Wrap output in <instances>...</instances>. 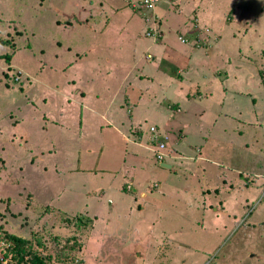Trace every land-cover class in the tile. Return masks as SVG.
I'll return each mask as SVG.
<instances>
[{
	"label": "rangeland",
	"instance_id": "1",
	"mask_svg": "<svg viewBox=\"0 0 264 264\" xmlns=\"http://www.w3.org/2000/svg\"><path fill=\"white\" fill-rule=\"evenodd\" d=\"M0 1V263L15 233L54 264H264V0H213L207 50L181 30L186 9L163 8L154 40L137 1ZM151 126L167 155L205 145L206 160L163 167ZM134 177L142 189L123 191ZM174 179L213 189L201 224Z\"/></svg>",
	"mask_w": 264,
	"mask_h": 264
},
{
	"label": "crops",
	"instance_id": "2",
	"mask_svg": "<svg viewBox=\"0 0 264 264\" xmlns=\"http://www.w3.org/2000/svg\"><path fill=\"white\" fill-rule=\"evenodd\" d=\"M129 1H139V0H129ZM212 1L213 0H173L170 3H169V1H167L165 3L167 6L165 5L166 7L163 6L162 8H157V12L160 15V20L164 21V20H166L165 18H167V16L169 15V12L166 11L167 9H170V8L173 9V8H175L177 11L179 10V12H182L184 9L188 10L189 13H190V16H188L187 21L190 24L188 25L187 23H184L182 25L183 28H181V30L182 31H185L186 33H189L187 35H188V38L191 39V41H193V39H194V40H199L201 42L202 40L204 41V39L201 40V37H200L201 34H198V32H193L192 34H190V32H192V30H193V23H194L193 22V19L194 18L200 19V21H202L203 24H204V18H207V21L209 22L208 17H206V16H208V14H205V10H207L209 12L208 9H210V6L212 4ZM132 4L133 3H131V5ZM163 8H166V10H164ZM128 16H129V19H130V17L133 18L135 16H138V14H135V16H133L129 12V15ZM229 21H230V19H229ZM199 32H203V31H199ZM212 36H213V39L212 40H214V42H219V36H218L217 32H214ZM206 43H209L210 44V48H207V49H212V47H215V43H213V45L210 42H206ZM251 46L252 45H250V47ZM253 49H254V46H252L251 50L253 51ZM239 51L241 52V48L240 47H239ZM186 52H188L189 56L192 55V50L190 48H186ZM206 54H208V52ZM194 58H195V61H198L199 62V64H201L203 62V60H204L202 58V55H195ZM220 73H222V71H220ZM151 82H152V80H151ZM198 94H199L198 97H201L202 96L201 93L198 92ZM60 95L63 98H66V96L64 94H62V92L60 93ZM72 103H75L76 105L81 106V109H79V110L82 112L83 104H80L78 102H72ZM173 105L176 106V104H173ZM107 110L108 109L106 108L104 110V114H103V116L107 118L106 119L107 120L106 122H111L112 124H115V121H114L115 117L112 116V115L109 116V114H108L109 112H107ZM178 110L179 109L176 108V112ZM81 119H82V116H80V120ZM108 120H110V121H108ZM121 124H123V123H121ZM121 124H120V126H121ZM118 132H120V131H118ZM199 136L201 137V139H203L204 141L207 142V138L205 139V136H203L202 134H200ZM164 137H166V135ZM168 142L169 141H167V143ZM135 143L136 144L138 143L137 147H140V141L137 140ZM176 152H179V151H177V150L176 151H170L171 154L168 155V158H170L171 161L172 160L173 161H176V160H179V159H180V161H187L186 163H187V166L189 168L192 167L189 164H196V162H198V161L204 162L206 160V158L203 157V155H202V152H205V145L196 146L195 148H193V152H191V153L188 152V154L186 156H184V155L178 156ZM168 164H170V163L168 162ZM176 166H179V164L176 163ZM167 169H171V166H170V168H167ZM107 171H109V170H107ZM173 175H175V174H173ZM255 176L257 178H259V174H255ZM173 182H174L175 186L176 185H179L180 186V187L174 188V192L173 193L176 194L175 196H178V197L179 196H182V195L185 196V200H186L185 201L186 202L185 204L188 207L183 210L184 213L186 214L188 212H195L196 214L200 215V217L195 220V223L196 224H201V222L203 221V219H202L203 216H205V214H207V212L209 211V209H211V207H212V205L210 203V202H212V200H211L212 197H210V193L213 192V189H211V190L209 189V190L205 191V190H202L201 187H199V188H196L195 190H190L189 188H187L186 186H184L185 183H184L183 180L179 181L178 179H174ZM143 184L144 183L142 182V180H138V179H136L134 177V178H131L130 181L128 180V182L125 181L122 184V187L121 188L123 189V191L133 190V192L136 194L140 189H142ZM162 184H163V182L162 183L155 182V183L152 184V187H151V190H150V192L156 191V190H162V191H157L156 194H155L157 196L153 200V202H154L153 205H154V208L155 209L158 208V207H160V206L161 207L167 206V201L166 200L168 199V197L166 195L169 194V191L171 190V184L172 183H168V182L165 181L164 187H163ZM125 186H126L127 189H125ZM215 190H218V189L215 188ZM146 194H147L146 192L140 191L139 197L145 199L146 198ZM164 194H166V195H164ZM198 194H199V197L197 198ZM188 198H191L194 201L189 202V199ZM196 198H197V200L195 201ZM108 202L110 204L112 201L109 200ZM208 207H209V209H208ZM214 212H216V209H214ZM157 223H158L157 222V219L155 218L154 221L151 223V226H154ZM108 247L109 246H107V248ZM151 264H153V262H151ZM159 264H162V263H159Z\"/></svg>",
	"mask_w": 264,
	"mask_h": 264
},
{
	"label": "trees",
	"instance_id": "3",
	"mask_svg": "<svg viewBox=\"0 0 264 264\" xmlns=\"http://www.w3.org/2000/svg\"><path fill=\"white\" fill-rule=\"evenodd\" d=\"M141 1L142 0H139L136 3L139 4ZM167 1H169V3H170L173 0H166L165 2L159 3L156 6V13L159 16V20H157L156 26H157V29L159 31H161L160 26L162 25L163 21L160 20V15L157 12V7L160 4H161V7L165 6L166 5L165 3ZM132 2L133 1H129L128 6L131 5ZM137 14L139 15V13H137ZM141 22H143V20ZM193 22H194L193 23V25H194L193 28H195L197 31L204 30V32H206L208 34L209 28H208V26H205L206 25L205 23L203 24V22L200 21V19H196V18L193 19ZM198 34H201V32H198ZM163 36L164 35L159 36V39L162 40ZM179 38H178V40L182 44H187V41L185 39H184V41H181ZM202 39L203 38L201 37V40ZM189 40H190L189 42H191L190 38H189ZM204 41H205V44L203 45V47H204V49L207 50V48H210V44L206 43L207 41L205 39H204ZM189 44H191V43H189ZM196 48H198V47L196 46ZM6 59L9 61L10 60L9 56H7ZM8 67H11V65H9ZM18 75H20V74L19 73L16 74V76H18ZM15 77H14V79H15ZM20 80H21V75H20L19 80L15 81V82H19ZM151 127L155 128V130L158 132V136H159L160 139L165 140V138L166 139L168 138V135L161 134L160 128L158 126H151ZM165 135H166V137H164ZM148 140H149V138H148ZM86 221H87V224H88L86 229L87 228H91L93 226L94 220L91 219V218H86ZM6 235H7V241L9 242L8 243L9 252H7V253L5 252V255L7 257H9V259H10V262H8L7 264H54L53 261H50L49 257L44 256V254L40 253L41 250L45 249L44 244L40 240L35 244L36 248H34L33 245H32V242L29 241V238H26V237L22 236L21 234L6 233ZM72 243H74V244H72V247L75 246V248L81 246V244H82L81 242H80L81 244H78L79 241L72 242ZM63 263H65V262H63ZM0 264H2V263H0Z\"/></svg>",
	"mask_w": 264,
	"mask_h": 264
},
{
	"label": "built area",
	"instance_id": "4",
	"mask_svg": "<svg viewBox=\"0 0 264 264\" xmlns=\"http://www.w3.org/2000/svg\"><path fill=\"white\" fill-rule=\"evenodd\" d=\"M166 0H142L138 4V9L143 13V22L149 24V29L146 31V37L153 38L155 40L156 37H159V30L157 29L156 22L159 20V16L156 13V6L159 3H163ZM133 8V6H132ZM138 12V13H140ZM181 41L184 39L179 38ZM197 47L200 45V41L196 40L195 44ZM20 75L15 77V80H19ZM149 144L151 151L155 153V157L158 163L165 162V158L167 155V139L162 140L158 136V132L154 127L149 128Z\"/></svg>",
	"mask_w": 264,
	"mask_h": 264
},
{
	"label": "water",
	"instance_id": "5",
	"mask_svg": "<svg viewBox=\"0 0 264 264\" xmlns=\"http://www.w3.org/2000/svg\"><path fill=\"white\" fill-rule=\"evenodd\" d=\"M163 167H165V168H170V166L169 165H167V164H161Z\"/></svg>",
	"mask_w": 264,
	"mask_h": 264
},
{
	"label": "clouds",
	"instance_id": "6",
	"mask_svg": "<svg viewBox=\"0 0 264 264\" xmlns=\"http://www.w3.org/2000/svg\"><path fill=\"white\" fill-rule=\"evenodd\" d=\"M161 164H165V162L161 163Z\"/></svg>",
	"mask_w": 264,
	"mask_h": 264
}]
</instances>
